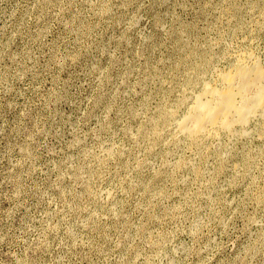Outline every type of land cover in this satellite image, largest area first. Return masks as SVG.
Here are the masks:
<instances>
[{
	"label": "rangeland",
	"instance_id": "rangeland-1",
	"mask_svg": "<svg viewBox=\"0 0 264 264\" xmlns=\"http://www.w3.org/2000/svg\"><path fill=\"white\" fill-rule=\"evenodd\" d=\"M252 60L264 0H0V264H264V117L179 123Z\"/></svg>",
	"mask_w": 264,
	"mask_h": 264
},
{
	"label": "bare ground",
	"instance_id": "bare-ground-1",
	"mask_svg": "<svg viewBox=\"0 0 264 264\" xmlns=\"http://www.w3.org/2000/svg\"><path fill=\"white\" fill-rule=\"evenodd\" d=\"M190 106L189 114L179 123L192 137L232 131L235 124L245 127L256 114L264 117V65L252 60L249 65L220 73Z\"/></svg>",
	"mask_w": 264,
	"mask_h": 264
}]
</instances>
